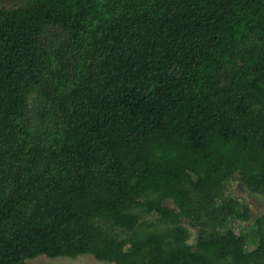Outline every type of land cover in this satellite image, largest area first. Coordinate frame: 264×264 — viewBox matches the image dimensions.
<instances>
[{
    "label": "trees",
    "instance_id": "obj_1",
    "mask_svg": "<svg viewBox=\"0 0 264 264\" xmlns=\"http://www.w3.org/2000/svg\"><path fill=\"white\" fill-rule=\"evenodd\" d=\"M235 180L264 195V0H0V264H264Z\"/></svg>",
    "mask_w": 264,
    "mask_h": 264
},
{
    "label": "rangeland",
    "instance_id": "obj_2",
    "mask_svg": "<svg viewBox=\"0 0 264 264\" xmlns=\"http://www.w3.org/2000/svg\"><path fill=\"white\" fill-rule=\"evenodd\" d=\"M229 194L239 198L241 202H245L250 208V221H246L244 228L251 227L257 219L264 215V195L250 193L238 181H231L229 184ZM168 205H171L169 203ZM239 228V227H238ZM238 228L236 230H238ZM190 244L194 245L197 238V230L191 228ZM240 230V229H239ZM250 232V230H248ZM253 233V232H252ZM254 246V245H253ZM30 264H112L96 260L92 256H80L76 259L69 258H49L47 256H40L29 261Z\"/></svg>",
    "mask_w": 264,
    "mask_h": 264
}]
</instances>
